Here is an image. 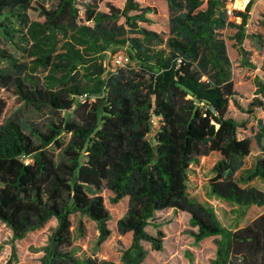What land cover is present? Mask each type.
<instances>
[{
    "label": "trees",
    "instance_id": "1",
    "mask_svg": "<svg viewBox=\"0 0 264 264\" xmlns=\"http://www.w3.org/2000/svg\"><path fill=\"white\" fill-rule=\"evenodd\" d=\"M46 1L0 0L3 37L31 58L0 48V90L51 115L45 128L17 117L0 124V219L13 239L55 218L43 264H115L71 249L74 214L97 222L100 241L111 235V213L100 194L109 189L113 203L129 198L117 223L121 233L133 234L121 264L142 263L144 240L163 249L160 225L156 235L147 226L171 208L189 214L196 242L220 236L211 264H264V213L231 229L210 202L191 195L200 171L212 195L241 207L264 206V190L250 184L264 180L262 123L260 155L244 176L236 174L252 141L240 137L229 113L231 102L239 103L225 33L233 29L229 38L247 59L243 42L257 0L232 15L227 6L237 0H165L166 31L143 25L156 20L158 7L139 0H126L123 8L109 4L107 11L99 1ZM120 51L129 61L118 65L113 56ZM31 67L49 69L47 83ZM251 105L264 102L256 97ZM9 108L0 95V116ZM14 260L13 251L8 264Z\"/></svg>",
    "mask_w": 264,
    "mask_h": 264
},
{
    "label": "rangeland",
    "instance_id": "2",
    "mask_svg": "<svg viewBox=\"0 0 264 264\" xmlns=\"http://www.w3.org/2000/svg\"><path fill=\"white\" fill-rule=\"evenodd\" d=\"M94 1H99V9L103 11L109 10V4L123 8L126 2V0H83L81 2L91 3ZM139 2L143 6L153 5L158 7V14L155 16L156 20L153 23H145L143 25L149 29L166 31L168 22L166 1L139 0ZM247 2L248 0H237L229 2L227 7L244 9ZM56 3V0L46 1L48 6ZM255 4L256 9L253 11L252 8L251 10L252 15L247 29V36L243 42V46L248 52L247 59L243 58L235 40L229 38L234 33L233 29L229 28L225 33L228 36L227 43L231 58V73L239 103L236 105L231 102L229 113L240 124V137H249L256 147V133L259 131L260 123L264 126V105L252 106L251 103L254 102L256 97H259L264 102V96L257 94L256 84L257 77L264 83V0H258ZM30 15L34 20L40 22L44 20L37 11H30ZM259 43H262V45ZM31 45V41L27 43V46L30 47ZM0 48L8 50L21 59H31L26 55L27 52H23L19 48L17 43L15 44L3 37L1 28ZM121 53L124 52L116 53L113 56V60ZM3 63L4 61L0 60V64ZM48 72L49 69L44 67H31L30 69V73L39 76L42 83H47L45 77ZM0 95L7 96L10 104V108L5 115L0 116V124L8 117H17L26 119L35 126L45 128L51 119L50 114L36 112L33 108L25 106L11 93L1 89ZM63 137L68 138L66 135ZM244 162L245 169L237 171V176L239 177L244 176L246 171L250 169L247 166L251 164V158L244 160ZM197 172L200 175L194 176L195 182L191 189V195L200 201L210 202L215 207L217 215L224 226L236 229L256 217L257 212L254 207H241L231 201L212 195L206 186L205 179L201 176V172ZM253 180L254 182L252 181L251 184L264 187L263 182H258L259 180L256 178ZM100 194L104 197L105 205L111 213V235L100 241L97 222L88 216L74 214L71 217L73 224L71 249H75L76 255L80 258H94L121 264L123 263L125 251L131 246L133 234L132 232L121 233L117 223L128 209L129 198L125 197L120 202L113 203V193L109 189H103ZM80 220H82L81 228L79 227ZM156 224L160 225L159 229H162L165 233L163 238L164 247L161 250H157L150 241L144 240L142 243L147 250V254L141 264H211L216 257L220 236H210L200 242H196L192 235V231L196 230V228L190 223V216L187 212L175 211L172 208L158 211L152 224L147 226L150 234H157L158 228L154 226ZM56 225L57 220L52 218L44 226L28 232L24 238L14 240L11 228L0 219V244L2 245L0 264H8L12 258L13 251L16 254V260L11 264H43V259L46 255L45 248Z\"/></svg>",
    "mask_w": 264,
    "mask_h": 264
},
{
    "label": "crops",
    "instance_id": "3",
    "mask_svg": "<svg viewBox=\"0 0 264 264\" xmlns=\"http://www.w3.org/2000/svg\"><path fill=\"white\" fill-rule=\"evenodd\" d=\"M258 1V0H257ZM260 1V0H259ZM255 6V7H254ZM253 6V11L256 9V4ZM252 15V14H251ZM259 44H261L262 45V43H259ZM256 147L254 146V144H253V142H252V150H251V153H250V155L249 156H247L246 158H245V161L246 160H248V159H250L251 158V164L249 165V166H247V168H252L253 166H254V164H255V161H256V158L260 155V153H261V147H260V145H259V143H258V140L256 141ZM245 163V162H244ZM243 169H245V167H244V165H243V167L241 168V170H243ZM237 174V173H236ZM239 177V176H238ZM256 179H258L259 181L258 182H263L264 183V180L263 179H259V178H256ZM253 182H254V180H252ZM251 181V182H252ZM251 184V183H250ZM251 185H253V184H251ZM206 186L208 187V189H209V185H208V183L206 184ZM254 186H256V185H254ZM256 187H258V188H260V189H262V190H264V187H261V186H256ZM209 191H210V189H209ZM239 206V205H238ZM249 207H254V210L257 212V215H256V217L257 216H259V215H261L262 213H264V206H259V205H251V206H249ZM255 217V218H256ZM253 220V219H252ZM250 222V221H249ZM248 222V223H249ZM247 223V224H248ZM247 224H245V225H247ZM244 225V226H245ZM244 226H241V227H244ZM237 228H240V227H237Z\"/></svg>",
    "mask_w": 264,
    "mask_h": 264
},
{
    "label": "built area",
    "instance_id": "4",
    "mask_svg": "<svg viewBox=\"0 0 264 264\" xmlns=\"http://www.w3.org/2000/svg\"><path fill=\"white\" fill-rule=\"evenodd\" d=\"M227 13H228L229 15H232V13H233V9L230 8V7H228V8H227ZM128 61H129V58L127 57V55L124 54V53H121V54H119V55L115 58L114 63H115V64H118V65H121V64H124V63H126V62H128ZM85 96H87V94H85L83 97H85Z\"/></svg>",
    "mask_w": 264,
    "mask_h": 264
}]
</instances>
